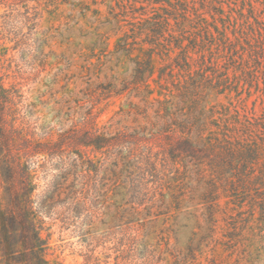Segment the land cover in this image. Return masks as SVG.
Returning <instances> with one entry per match:
<instances>
[{
  "label": "rangeland",
  "instance_id": "rangeland-1",
  "mask_svg": "<svg viewBox=\"0 0 264 264\" xmlns=\"http://www.w3.org/2000/svg\"><path fill=\"white\" fill-rule=\"evenodd\" d=\"M5 3V129L22 126L28 137L52 142L87 116L86 128L100 132H156L162 129L157 98L188 111L192 133L204 143L225 137L244 151L234 161H248L256 173L264 167V0H24L13 11ZM220 32L229 41L222 43ZM185 52L189 66L180 64ZM164 146L154 150L158 166L162 158L169 162L167 194L141 206L128 201V173L111 168L106 149L64 143L53 146L52 157L33 159L26 208L49 238V264H115L121 256L118 264H137L138 251L120 245L122 228L155 248L154 264H264V213L253 201L263 198V187H244L225 162L169 158ZM79 156L81 166L73 162ZM5 163L0 156L2 203ZM46 188L54 193L46 202L57 212L53 218L41 209ZM73 190L87 196L89 218L57 217L69 206L60 199Z\"/></svg>",
  "mask_w": 264,
  "mask_h": 264
},
{
  "label": "trees",
  "instance_id": "trees-1",
  "mask_svg": "<svg viewBox=\"0 0 264 264\" xmlns=\"http://www.w3.org/2000/svg\"><path fill=\"white\" fill-rule=\"evenodd\" d=\"M6 6L11 11L16 10V5L24 0H4ZM27 12V11H26ZM18 15V13L16 14ZM26 21H30L27 14L24 15ZM164 22L165 19H162ZM168 23V21H165ZM7 19L1 21L0 31H4ZM156 24L157 22H153ZM158 26L155 28L157 29ZM155 30V29H153ZM209 41L215 38L208 30ZM3 34V33H2ZM222 35V32H220ZM229 38L223 34L219 37L222 43H225ZM195 40V38H194ZM202 40V39H201ZM229 41V40H228ZM18 44V43H17ZM175 46L182 48L181 43H175ZM191 56L185 52L182 56L183 62L180 63L189 66ZM3 89L2 85L0 86ZM5 92L4 90H2ZM158 107L155 110V116L159 118L158 123H161V128L168 130L146 131L144 128L133 127L128 132L127 130H116L115 132L99 131L95 125L86 128L89 122L87 116L82 119V126L79 129H74L71 133L65 135L60 134L57 141H40L34 137H28L23 127H13L7 130L0 123V156L6 161L9 174V184L5 187L4 198L5 202H0V260L3 264H49L46 250L49 248L48 237H42L41 228L38 227L33 220L34 218L27 212L26 199L31 192L30 184L33 178V173L30 168H33L34 158L40 154H48L52 157L53 146L68 143L75 146L89 147L95 152H103L105 149L109 151L107 158H111V168L125 169L126 190L129 192L128 201L134 205L141 206L155 201L156 195L160 196L159 200H163L165 191L168 190L166 184L168 161L162 158L163 163L157 165L156 146H164V151L167 152L169 158L189 159L188 161L196 160L197 162L206 161L207 164L213 162L226 163L231 166L227 171L230 177L233 176L244 187L248 184H253V189L258 191L264 190V167L255 172V169L249 165L248 161L243 159L242 163L234 161L235 154H244V151L239 148H232L231 141L223 137V139L215 138L214 142L208 140L207 143L203 139L195 136L192 133L193 121L188 111L184 108L172 110L168 100L161 101L155 98ZM170 128L179 130V134L171 135L166 132ZM7 130V131H6ZM64 140V141H63ZM161 143V145H160ZM241 146V143H238ZM77 151L79 148L76 149ZM3 153V155H1ZM155 156V159L153 157ZM75 161V162H74ZM74 164L81 166L83 160L81 157L73 159ZM229 185L234 183L233 179H227ZM165 188V191H164ZM51 194V195H50ZM54 193L49 188L43 192L44 200L42 201V212L53 218L57 212H54L52 207H48L46 202L50 200ZM61 192L58 193L60 196ZM70 194V195H69ZM82 190H73L66 195V198L60 199L59 203L63 205L68 201L69 206L66 210L58 213L57 217L65 218L72 212V216L83 219L89 218V211L86 208L87 196L79 197ZM257 204L259 210L264 213V196L258 200H253ZM45 204V205H44ZM151 207V206H150ZM130 228H122L117 230L121 236L119 239L120 245L127 247L128 251H138L139 261L137 264H154L155 248L146 242V239H141L137 234L128 232ZM129 234H128V233ZM125 251L124 248H122ZM154 252V253H153ZM116 258H120L116 256ZM121 256V261L115 259V264L124 263L125 259ZM124 260V261H123Z\"/></svg>",
  "mask_w": 264,
  "mask_h": 264
}]
</instances>
